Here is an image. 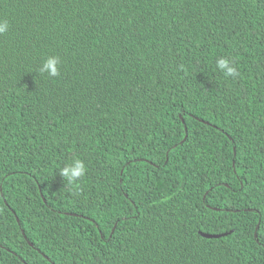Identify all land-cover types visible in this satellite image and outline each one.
Masks as SVG:
<instances>
[{"label": "trees", "instance_id": "obj_1", "mask_svg": "<svg viewBox=\"0 0 264 264\" xmlns=\"http://www.w3.org/2000/svg\"><path fill=\"white\" fill-rule=\"evenodd\" d=\"M0 19V264H264V0H0Z\"/></svg>", "mask_w": 264, "mask_h": 264}, {"label": "clouds", "instance_id": "obj_2", "mask_svg": "<svg viewBox=\"0 0 264 264\" xmlns=\"http://www.w3.org/2000/svg\"><path fill=\"white\" fill-rule=\"evenodd\" d=\"M9 22L6 19H0V35L9 31ZM61 60L59 56H48L37 69L39 74H47L50 77L60 75ZM216 66L226 77H235L238 75L237 67L227 57H220L216 60ZM59 175L64 179L68 186H75L81 178L87 173V166L80 158H74L71 163L65 164L59 170Z\"/></svg>", "mask_w": 264, "mask_h": 264}, {"label": "water", "instance_id": "obj_3", "mask_svg": "<svg viewBox=\"0 0 264 264\" xmlns=\"http://www.w3.org/2000/svg\"><path fill=\"white\" fill-rule=\"evenodd\" d=\"M227 233H206V232H200V235H202L203 237H206V238H218V237H221V236H224L226 235Z\"/></svg>", "mask_w": 264, "mask_h": 264}]
</instances>
